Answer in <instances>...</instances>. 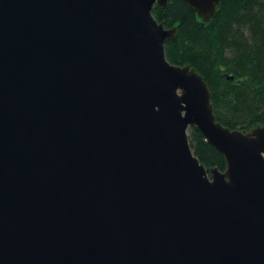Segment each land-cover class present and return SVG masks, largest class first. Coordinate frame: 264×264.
Returning a JSON list of instances; mask_svg holds the SVG:
<instances>
[{
    "label": "water",
    "instance_id": "obj_1",
    "mask_svg": "<svg viewBox=\"0 0 264 264\" xmlns=\"http://www.w3.org/2000/svg\"><path fill=\"white\" fill-rule=\"evenodd\" d=\"M168 3L0 0V264H264V124L224 126L169 62Z\"/></svg>",
    "mask_w": 264,
    "mask_h": 264
},
{
    "label": "trees",
    "instance_id": "obj_2",
    "mask_svg": "<svg viewBox=\"0 0 264 264\" xmlns=\"http://www.w3.org/2000/svg\"><path fill=\"white\" fill-rule=\"evenodd\" d=\"M155 18L177 28L166 56L191 66L207 83L217 120L231 130L250 132L264 124V0H223L204 22L183 0L156 5ZM194 154L207 168L225 171V157L196 127L189 129Z\"/></svg>",
    "mask_w": 264,
    "mask_h": 264
}]
</instances>
